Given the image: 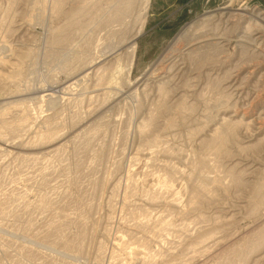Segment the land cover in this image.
I'll use <instances>...</instances> for the list:
<instances>
[{"label":"rangeland","instance_id":"374dc122","mask_svg":"<svg viewBox=\"0 0 264 264\" xmlns=\"http://www.w3.org/2000/svg\"><path fill=\"white\" fill-rule=\"evenodd\" d=\"M58 1L0 0V264H264V0Z\"/></svg>","mask_w":264,"mask_h":264},{"label":"bare ground","instance_id":"6f19581e","mask_svg":"<svg viewBox=\"0 0 264 264\" xmlns=\"http://www.w3.org/2000/svg\"><path fill=\"white\" fill-rule=\"evenodd\" d=\"M58 1V0H57ZM63 1V0H62ZM103 1V0H102ZM60 1H58V3H59ZM93 2V1H92ZM97 2V1H96ZM100 2V1H99ZM99 2H97V3H99ZM64 3V2H63ZM148 3H149V0H113L112 1V7H111V9L109 10V14L106 16V19H105V17H104V19H102V20H104L105 22H104V25L103 26H106V25H108V26H110V25H113V26H115V25H118L119 23L121 24V22H123L124 21V23H126V25H127V21L126 20H129V19H131V18H134V20H133V22L134 21H136V23H135V25L137 24V22L141 19V17H143L142 15H143V12L146 10V8H147V5H148ZM47 4V3H46ZM55 4H56V2H55ZM93 4V3H92ZM63 5V4H62ZM97 5H99V4H97ZM56 6V5H55ZM106 6H107V4H106ZM61 7V6H60ZM88 8V7H87ZM93 8V7H92ZM55 9V8H54ZM59 9V8H58ZM57 9V10H58ZM94 9H95V6H94ZM60 10V9H59ZM93 10V9H92ZM63 11V10H62ZM67 11V10H66ZM86 11V10H85ZM230 13V12H229ZM251 13V12H250ZM85 14V13H84ZM253 16H254V14H252ZM251 15V16H252ZM259 15V14H258ZM257 15V16H258ZM57 16V15H56ZM86 17V16H85ZM261 17V16H260ZM255 18V17H254ZM257 18V17H256ZM260 19H262V18H260ZM76 21V20H75ZM74 21V22H75ZM212 21V20H211ZM263 21V20H262ZM2 22V21H1ZM143 22V21H142ZM144 22H145V18H144ZM219 22V21H218ZM102 23H103V21H102ZM129 23V22H128ZM206 23V22H205ZM211 23V22H210ZM264 23V22H263ZM1 24V23H0ZM9 24V23H8ZM79 25V24H78ZM129 25V24H128ZM253 25H258V30H256V33H258V32H264V28L262 27V26H260V25H262V24H260L259 25V23H253ZM133 26V25H132ZM133 27H135V26H133ZM249 27H251V25H250V23L249 24H247V26L245 27V29H249ZM125 28V27H124ZM138 28V27H137ZM254 28V27H253ZM253 28H251V29H253ZM257 28V27H256ZM16 29V28H15ZM109 29V28H108ZM247 29V30H248ZM104 30V29H103ZM138 30V29H137ZM244 30V29H243ZM197 31V30H196ZM250 31V30H249ZM252 31H254V30H252ZM7 32V31H6ZM107 32H108V30H107ZM247 32V31H246ZM9 33V32H8ZM116 33V32H115ZM194 33V32H193ZM249 33V32H248ZM251 33V32H250ZM107 34V33H106ZM255 34V33H254ZM69 35V34H68ZM192 35V34H191ZM59 36V35H58ZM64 37V36H63ZM249 37V36H248ZM57 38V37H56ZM60 38V37H59ZM63 39V38H62ZM252 39V38H251ZM253 40H255V39H253ZM54 41H55V39H54ZM110 41V40H109ZM192 41V40H191ZM12 43V42H11ZM15 44V43H14ZM51 44V43H50ZM19 45V44H18ZM53 45V44H52ZM8 47V46H7ZM27 50V49H26ZM112 53V52H111ZM7 54V53H6ZM109 54V53H108ZM17 55V54H16ZM18 56V55H17ZM19 57H20V55H19ZM14 58H16V56H14ZM26 59V58H25ZM19 60V59H18ZM0 61L1 62H4L5 64H14V63H12L9 59H7L6 58V60L4 59V58H2V57H0ZM202 62V61H201ZM16 64V63H15ZM70 64H71V62H70ZM3 65V64H2ZM103 65V64H102ZM121 66V65H120ZM68 68V67H67ZM17 69H19V67H17ZM16 69V71L18 72V70ZM1 74V73H0ZM23 74V73H22ZM3 75V77H4V74H2ZM232 76V75H231ZM176 77V76H175ZM8 79H10L11 81H12V79L11 78H9L8 77ZM118 80V79H117ZM8 81V80H7ZM5 82V81H4ZM9 83H10V81H9ZM114 83V82H113ZM147 85V84H146ZM230 86V85H229ZM228 86V87H229ZM240 87V86H239ZM17 88V87H16ZM205 93V92H204ZM231 93V92H230ZM16 94V93H15ZM93 98V97H92ZM232 98V97H231ZM262 102V101H261ZM106 106H107V103L105 104V105H103L102 106V108L103 107H105L106 108ZM110 109V108H109ZM106 112V111H105ZM78 115V114H77ZM85 118V117H84ZM98 119V118H97ZM80 121V120H79ZM78 121V122H79ZM151 122H152V120H151ZM150 121H149V123H151ZM247 123V122H246ZM224 124V123H223ZM245 126H247L246 124H245ZM246 128V127H245ZM145 129V128H144ZM219 130V129H218ZM95 131V130H94ZM149 131V130H148ZM215 131H216V129H215ZM142 132V131H141ZM56 133H57V131H56ZM218 133V132H217ZM53 133H51V135H52ZM170 134V133H169ZM88 135H90V134H87V136ZM167 135V134H166ZM231 135V134H230ZM35 136V135H34ZM2 137V136H1ZM41 137H43L42 135H40V136H37V138L38 139H40ZM48 137H49V135H48ZM54 137V136H53ZM77 137V136H76ZM92 137V136H91ZM217 137H219V136H217ZM36 138V139H37ZM46 138V137H45ZM44 138V139H45ZM57 138V137H56ZM81 138V137H80ZM86 138V137H85ZM82 139V138H81ZM89 139H91L90 137H89ZM216 139V138H215ZM47 140H50V139H48L47 138ZM37 141V140H36ZM44 141H46V140H44ZM89 141V140H88ZM87 141V142H88ZM223 141V140H222ZM76 144H77V146L79 147V146H81V149H80V147H79V150H77L76 152L77 153H81L83 150L82 149H84L83 148V146L84 145H86V144H84L83 145V141L82 140H80V139H77L76 141ZM92 142V141H91ZM154 142V141H153ZM224 142V141H223ZM47 143V142H46ZM51 143V142H50ZM167 143V142H166ZM220 143V142H219ZM74 144V143H73ZM221 144V143H220ZM32 146V145H31ZM88 146H89V143H88ZM28 148V147H27ZM76 148V147H75ZM85 149H87V147H85ZM89 149V148H88ZM94 151V150H93ZM151 151V150H150ZM96 153V152H95ZM99 153V152H98ZM97 153V154H98ZM97 154H96V157H97ZM30 157H33V156H30ZM74 157V156H73ZM85 157H87V156H85ZM25 158V156L23 157V159ZM35 158V157H34ZM95 158V157H94ZM93 158V159H94ZM134 158V157H133ZM206 158V157H205ZM96 159V158H95ZM204 159V158H203ZM25 160H27V161H31L32 159L31 158H25ZM65 160V159H64ZM77 160V159H76ZM206 160V159H205ZM68 161V160H67ZM24 162V161H23ZM75 162V161H74ZM196 162V161H195ZM76 164V163H75ZM82 164V163H81ZM134 165H136V163L134 164ZM67 166V165H66ZM79 167V166H78ZM206 168V167H205ZM155 169V168H154ZM29 170V169H28ZM68 170V169H67ZM206 170V169H205ZM78 173V172H77ZM199 173V172H198ZM130 175H131V173H129ZM135 174V173H134ZM182 174V173H181ZM129 176V175H128ZM132 176V175H131ZM131 176H129V177H131ZM264 178V177H263ZM13 179V178H12ZM129 179V178H128ZM127 179V180H128ZM165 180V179H164ZM189 180V179H188ZM193 180V179H192ZM262 180V179H261ZM264 180V179H263ZM194 181V180H193ZM192 181V182H193ZM201 181V180H200ZM128 182H130V180L128 181ZM133 182V181H132ZM262 182V181H261ZM116 183V182H115ZM164 183H165V181H164ZM137 184V183H136ZM167 184H168V182H167ZM202 184V183H201ZM131 185V184H130ZM162 185V184H161ZM165 185H166V183H165ZM204 185V184H203ZM206 185V184H205ZM169 186V185H168ZM167 186V187H168ZM171 186H173V185H171ZM199 186V185H198ZM201 186V185H200ZM263 186V185H262ZM128 187V189H130L131 190V188H129V186H127ZM135 187V186H134ZM162 187V186H161ZM202 187V186H201ZM206 187H207V185H206ZM170 188V187H169ZM194 188H195V186H194ZM200 188V187H199ZM198 188V189H199ZM203 188L205 189V186H203ZM135 189V188H134ZM134 189H132V190H134ZM152 189V188H151ZM160 189V188H159ZM158 189V190H159ZM167 188H164V190H166ZM198 189H197V191H198ZM202 189V188H201ZM201 189H200V193L202 194V193H204V192H201ZM138 190V189H137ZM155 190V189H154ZM170 190H171V188H170ZM173 190V189H172ZM172 190H171V194H172ZM203 190V189H202ZM129 191V190H128ZM155 191H157V190H155ZM161 191V190H160ZM163 191V190H162ZM168 191H169V189H168ZM204 191V190H203ZM133 192V191H132ZM166 192V191H165ZM153 193H156V192H154L153 191ZM162 193V192H161ZM167 193V192H166ZM169 193V192H168ZM167 193V194H168ZM207 193V192H206ZM25 194V193H24ZM24 194H22L21 196H19V198H15L16 199V202L18 203V204H20L21 202L22 203H25L26 202V199H24L25 198V195ZM157 194V193H156ZM155 194V195H156ZM160 194V193H159ZM163 194V193H162ZM18 195V194H17ZM27 195V194H26ZM147 195V194H146ZM151 195V194H150ZM154 195V194H153ZM154 195V196H155ZM199 195V194H198ZM63 196V195H62ZM125 196V195H124ZM135 196V195H134ZM153 196V197H154ZM157 196V195H156ZM160 196V195H159ZM168 196V195H167ZM173 197H174V194L172 195ZM172 196H170V198L172 197ZM176 196V195H175ZM200 196V195H199ZM207 196V195H206ZM158 197V196H157ZM161 197H163V196H161ZM44 198H51L50 196L48 197V195L47 196H45ZM176 198V197H175ZM178 198V197H177ZM47 199V200H48ZM53 199H54V197H53ZM113 199V198H112ZM124 199V198H123ZM151 199V198H150ZM155 199V198H154ZM158 199H160L159 197H158ZM157 199V200H158ZM164 199V198H163ZM193 199V198H192ZM197 199H198V197H197ZM12 200V199H11ZM44 200V199H43ZM51 200H52V198H51ZM152 200V199H151ZM165 200V199H164ZM190 200V199H189ZM200 200V199H199ZM198 200V201H199ZM3 201V200H2ZM1 201V202H2ZM28 201V200H27ZM46 201V200H45ZM53 201V200H52ZM125 201V200H124ZM128 201V200H127ZM147 201V200H146ZM153 201H155V200H153ZM169 201H177V199H172V200H169ZM195 201V200H194ZM13 202V201H12ZM11 202V203H12ZM15 202V201H14ZM14 202H13V204H14ZM50 202V201H49ZM166 202H167V200H166ZM177 202H179V201H177ZM46 203L47 202H43V203H40V205H36L37 206V208L39 209V210H45V209H48L47 207V205H46ZM125 203V202H124ZM155 203V202H154ZM194 203V202H193ZM197 203V202H196ZM51 204V203H50ZM135 204V203H134ZM142 204V203H141ZM167 204H168V202H167ZM173 204V203H172ZM177 204V203H176ZM175 204V205H176ZM33 205V204H32ZM159 205V204H158ZM1 206V205H0ZM18 206V205H17ZM26 206V205H25ZM28 206V205H27ZM29 206H30V204H29ZM54 206V205H53ZM52 206V207H53ZM14 207H15V205H14ZM35 207V206H34ZM33 206H32V209L34 208ZM188 207V206H187ZM18 208V207H17ZM165 208V207H164ZM14 209V208H13ZM26 209V208H25ZM37 209V210H38ZM142 209V208H141ZM176 209V208H175ZM192 209V208H191ZM3 210V209H2ZM1 210V211H2ZM8 210V209H7ZM36 210V209H35ZM52 210V209H51ZM113 210V209H112ZM150 210V209H149ZM171 210V209H170ZM182 210V209H181ZM27 211V210H26ZM32 211V210H31ZM47 211V210H46ZM153 211V210H152ZM169 211V210H168ZM185 211V210H184ZM58 212V211H57ZM17 213H19V212H17ZM24 213V212H23ZM130 213V212H129ZM128 213V214H129ZM164 213V212H163ZM58 214V213H57ZM152 215V214H151ZM161 215V214H160ZM159 215V216H160ZM57 215H55V217H56ZM54 217V218H55ZM58 217V216H57ZM111 217V216H110ZM151 217V216H150ZM65 218V217H64ZM160 218V217H159ZM127 219V218H126ZM145 219V218H144ZM57 220V219H56ZM55 220V221H56ZM60 220V219H59ZM162 220V219H161ZM54 221V222H55ZM60 221H62V220H60ZM59 221V222H60ZM152 221V220H151ZM170 221V220H169ZM59 222H57V223H59ZM144 222H145V220H144ZM156 222H158V221H156ZM16 223V222H15ZM141 223V222H140ZM143 223V222H142ZM154 223H155V221H154ZM153 223V224H154ZM162 223H163V221H162ZM168 223V222H167ZM56 224V223H55ZM129 224V223H128ZM136 224V223H135ZM148 225H149V221H148V223H147ZM156 224H158V223H156ZM52 225V224H51ZM57 225H55V227H56ZM133 226H136V225H133ZM138 226V225H137ZM155 226V225H154ZM162 226V225H161ZM165 223H164V228H165ZM169 226H170V224H169ZM60 227V226H59ZM147 227V226H146ZM151 227V226H150ZM54 228V227H53ZM61 228L62 227H60V229H59V232H60V230H61ZM155 228V227H154ZM164 228H163V230H164ZM188 228V227H187ZM201 229V228H200ZM153 230V229H152ZM158 230V229H157ZM192 230V229H191ZM195 230V229H194ZM193 230V231H194ZM199 230V229H198ZM151 231V230H150ZM161 231H162V229H161ZM184 231V230H183ZM204 231V230H203ZM126 232V231H125ZM159 232H160V230H159ZM164 232H166V231H164ZM185 232H186V230H185ZM123 233V232H122ZM163 233V232H162ZM167 233V232H166ZM169 233V232H168ZM188 233V232H187ZM128 234V233H127ZM155 234V233H154ZM157 234V233H156ZM60 234H58V236H59ZM132 235V234H131ZM150 235V234H149ZM160 235V234H159ZM186 235V234H185ZM129 236H130V234H129ZM151 236V235H150ZM157 236V235H156ZM155 236V237H156ZM168 236V235H167ZM192 236V235H191ZM82 237V236H81ZM161 237V236H160ZM159 237V238H160ZM186 237V236H185ZM56 238V237H55ZM124 238V237H123ZM126 238V237H125ZM134 238V237H133ZM191 238V237H190ZM53 239V238H52ZM137 239V238H136ZM141 239H142V237H141ZM158 239V238H157ZM186 239V238H185ZM125 240V239H124ZM131 240H132V238H131ZM130 240V241H131ZM152 240V239H151ZM156 240V239H155ZM133 241V240H132ZM134 241H136V240H134ZM147 241V240H146ZM154 241V240H153ZM161 241V240H160ZM115 242V241H114ZM177 242V241H176ZM130 243V242H129ZM147 243V242H146ZM152 243V242H151ZM158 243V242H157ZM161 243V242H160ZM117 244V243H116ZM126 244H127V242H126ZM99 245V244H98ZM101 245V244H100ZM118 245V244H117ZM120 245V244H119ZM144 245V244H143ZM148 245V244H147ZM150 245V244H149ZM177 245V244H176ZM122 246V245H121ZM126 246V245H125ZM125 246H123V247H125ZM136 246V245H135ZM145 246V245H144ZM98 247V246H97ZM131 247V246H130ZM141 247H142V245H141ZM140 247V248H141ZM156 247V246H155ZM138 248V247H137ZM146 248H148V247H146ZM159 248V247H158ZM176 248V247H175ZM115 249V248H114ZM113 249V250H114ZM121 249H122V252L125 250V249H123L122 247H121ZM129 249V248H128ZM127 249V250H128ZM154 249V248H153ZM167 249V248H166ZM172 249V248H171ZM171 249H170V251H171ZM159 250V249H158ZM100 251V250H99ZM112 251V250H111ZM126 252V251H125ZM130 251H128V253H129ZM166 252V251H165ZM172 252V251H171ZM99 253V252H98ZM154 253V252H153ZM168 254V253H167ZM35 255V254H34ZM117 255V254H116ZM115 255V256H116ZM126 255V254H125ZM149 255V254H148ZM160 256V255H159ZM167 256V255H166ZM156 258V257H155ZM23 260V259H22ZM112 260V259H111ZM130 260V259H129ZM143 260H145V259H143ZM147 260V259H146ZM154 260V259H153ZM20 261V260H19ZM123 261V260H122ZM18 262V261H17ZM145 262V261H144ZM143 262V263H144ZM147 262H148V260H147ZM149 262H150V260H149ZM152 262V261H151ZM164 262V261H163ZM111 263V262H110ZM123 263H125V262H123ZM160 263V262H159ZM18 264H22L21 262L20 263H18ZM26 264V263H25ZM112 264V263H111ZM116 264V263H115ZM122 264V263H121ZM154 264V263H153ZM157 264V263H156Z\"/></svg>","mask_w":264,"mask_h":264}]
</instances>
